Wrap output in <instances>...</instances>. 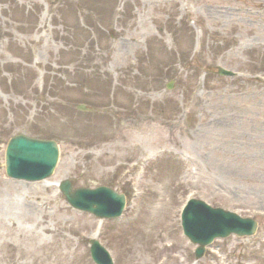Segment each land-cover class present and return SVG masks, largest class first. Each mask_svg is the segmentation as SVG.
I'll return each mask as SVG.
<instances>
[{"label": "rangeland", "instance_id": "374dc122", "mask_svg": "<svg viewBox=\"0 0 264 264\" xmlns=\"http://www.w3.org/2000/svg\"><path fill=\"white\" fill-rule=\"evenodd\" d=\"M109 2L103 17L97 0H0V264H95L98 223L114 264H264V0ZM16 134L58 143L50 177L5 174ZM64 179L127 204L99 220L66 203ZM189 198L258 229L195 260ZM62 237L75 254L57 253Z\"/></svg>", "mask_w": 264, "mask_h": 264}, {"label": "water", "instance_id": "95a60500", "mask_svg": "<svg viewBox=\"0 0 264 264\" xmlns=\"http://www.w3.org/2000/svg\"><path fill=\"white\" fill-rule=\"evenodd\" d=\"M221 75H232L219 68ZM79 109L83 107L78 106ZM58 146L54 140H42L18 134L10 138L5 150L7 176L28 181L49 177L56 166ZM59 190L73 208L93 214L98 218H115L125 206V196L106 186L96 188H73L69 180L60 182ZM183 234L197 247L195 259L203 256L205 246L215 238L231 234L238 237L251 236L257 230V222L250 217L219 207H212L199 199H190L181 212ZM90 254L96 264H113L107 250L97 240L90 241Z\"/></svg>", "mask_w": 264, "mask_h": 264}, {"label": "bare ground", "instance_id": "6f19581e", "mask_svg": "<svg viewBox=\"0 0 264 264\" xmlns=\"http://www.w3.org/2000/svg\"><path fill=\"white\" fill-rule=\"evenodd\" d=\"M97 1H98V5L97 6L95 5L97 7V10L99 13H101V15L103 17H105L111 11L112 6H111L109 0H97ZM26 17H28V13H26ZM55 186H56V184H55ZM19 207H20L19 211L24 213V218L28 217L29 215H32L33 205H31L30 203H24V204L22 203L21 206H19ZM28 219L29 218H25V220H28ZM100 227H101V223H98L97 228L95 230V233H93L94 236L98 233ZM23 230H24V228L21 231H23ZM49 230H50V228L46 225L42 227L43 232H47ZM17 232L19 233L18 230H17ZM62 241L64 242L63 246L60 247L59 250L58 249L56 250L58 254H62V255L75 254L77 252V249H76L75 245L73 244V242L70 238L62 237ZM38 248H40V247L38 246ZM15 250L17 253H21V254L26 253L25 249H16L15 248Z\"/></svg>", "mask_w": 264, "mask_h": 264}]
</instances>
